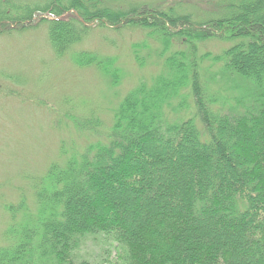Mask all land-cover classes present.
<instances>
[{"label":"trees","instance_id":"obj_1","mask_svg":"<svg viewBox=\"0 0 264 264\" xmlns=\"http://www.w3.org/2000/svg\"><path fill=\"white\" fill-rule=\"evenodd\" d=\"M41 24L57 56L97 68L113 86L115 58L74 47L94 27L140 28L160 47L161 71L125 94L106 140L35 180V214L22 209L29 220L7 235L0 264H94L78 250L98 237L114 244L110 264H264V0H0V34ZM209 40L230 44L198 54ZM140 47L131 55L142 67ZM204 59L243 82V110L212 108ZM188 98L200 128L193 117L169 118Z\"/></svg>","mask_w":264,"mask_h":264},{"label":"rangeland","instance_id":"obj_2","mask_svg":"<svg viewBox=\"0 0 264 264\" xmlns=\"http://www.w3.org/2000/svg\"><path fill=\"white\" fill-rule=\"evenodd\" d=\"M143 41L149 48H139L145 59L140 67L132 58L131 48ZM229 44L219 40L201 42L198 54L216 55ZM174 47L172 50L184 49L181 45ZM159 48L140 28L94 27L74 50L114 57L121 77L113 86L97 68L78 66L69 54L57 56L45 24L0 34V247L10 245L7 235L13 226L29 220V212L35 214L33 185L49 164L62 163L88 144L106 140L113 110L125 94L141 80L150 82L161 71L162 62L156 56ZM199 71L207 96L215 98L213 109L222 113L243 110L242 87L236 86H243L242 81L232 79L222 72L221 63L208 59L202 60ZM190 102L188 98V108L176 114L170 107L169 118L193 117L200 128ZM95 117L100 125L94 131L72 123L73 118L83 121ZM19 204L23 207L18 208ZM113 245L102 237L87 238L78 254L94 264H110L116 256Z\"/></svg>","mask_w":264,"mask_h":264}]
</instances>
